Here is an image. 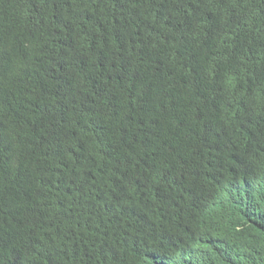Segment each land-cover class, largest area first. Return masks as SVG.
<instances>
[{
  "label": "trees",
  "instance_id": "1",
  "mask_svg": "<svg viewBox=\"0 0 264 264\" xmlns=\"http://www.w3.org/2000/svg\"><path fill=\"white\" fill-rule=\"evenodd\" d=\"M245 178L264 0H0V264H143Z\"/></svg>",
  "mask_w": 264,
  "mask_h": 264
},
{
  "label": "clouds",
  "instance_id": "2",
  "mask_svg": "<svg viewBox=\"0 0 264 264\" xmlns=\"http://www.w3.org/2000/svg\"><path fill=\"white\" fill-rule=\"evenodd\" d=\"M232 190L254 204L217 199L201 216L204 228L190 232L184 245L160 252L143 264H264V190L261 179L232 180ZM246 225L245 229L242 227Z\"/></svg>",
  "mask_w": 264,
  "mask_h": 264
},
{
  "label": "bare ground",
  "instance_id": "3",
  "mask_svg": "<svg viewBox=\"0 0 264 264\" xmlns=\"http://www.w3.org/2000/svg\"><path fill=\"white\" fill-rule=\"evenodd\" d=\"M247 226H250V225H246V226H244V225H243V227H242V228H243V229H245Z\"/></svg>",
  "mask_w": 264,
  "mask_h": 264
}]
</instances>
